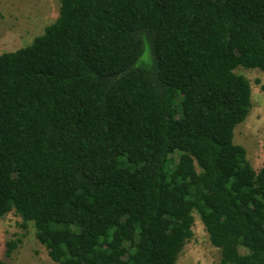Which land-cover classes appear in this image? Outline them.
I'll return each instance as SVG.
<instances>
[{
    "label": "trees",
    "instance_id": "1",
    "mask_svg": "<svg viewBox=\"0 0 264 264\" xmlns=\"http://www.w3.org/2000/svg\"><path fill=\"white\" fill-rule=\"evenodd\" d=\"M237 68L264 73V0H59L0 54V218L54 264H176L197 214L218 264H264Z\"/></svg>",
    "mask_w": 264,
    "mask_h": 264
},
{
    "label": "rangeland",
    "instance_id": "2",
    "mask_svg": "<svg viewBox=\"0 0 264 264\" xmlns=\"http://www.w3.org/2000/svg\"><path fill=\"white\" fill-rule=\"evenodd\" d=\"M59 13V0H0V54L29 45L53 23ZM251 88L252 107L245 121L234 129V143L242 146L254 169L264 163V73L237 68ZM193 237L186 243L176 264H218L219 253L208 239L194 214ZM245 253V250H241ZM0 263L54 264L38 243L31 223L14 213L0 218Z\"/></svg>",
    "mask_w": 264,
    "mask_h": 264
}]
</instances>
